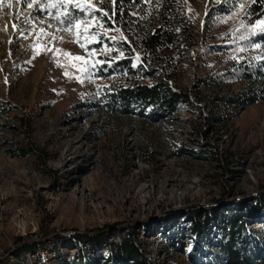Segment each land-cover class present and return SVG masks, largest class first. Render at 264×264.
Wrapping results in <instances>:
<instances>
[{
    "label": "rangeland",
    "instance_id": "obj_1",
    "mask_svg": "<svg viewBox=\"0 0 264 264\" xmlns=\"http://www.w3.org/2000/svg\"><path fill=\"white\" fill-rule=\"evenodd\" d=\"M94 1L0 0V264H80L82 252L91 264H124L111 261L105 246L81 247L73 236L102 229L116 241L128 223L153 244L155 264H216L226 206L264 186V101L231 119L237 109L218 99L244 87L228 77L239 66L264 62V43L244 46L228 35L247 23V0L229 15L219 10L232 0L192 6L200 35L210 26L216 37L208 43L229 48L200 58L192 49L195 60L176 83L192 90L198 78L225 80L197 106L162 115L105 107L97 53L89 50ZM75 4L84 16L73 14ZM16 143L31 145L27 157L6 152ZM221 153L231 156L228 163ZM195 207L203 220L214 210L199 241L185 215ZM244 235L264 246V218ZM19 237L39 247L20 252Z\"/></svg>",
    "mask_w": 264,
    "mask_h": 264
},
{
    "label": "trees",
    "instance_id": "obj_2",
    "mask_svg": "<svg viewBox=\"0 0 264 264\" xmlns=\"http://www.w3.org/2000/svg\"><path fill=\"white\" fill-rule=\"evenodd\" d=\"M197 1L98 0L89 4L88 20L93 21L90 36L94 39L89 50L97 53L95 76L101 81L100 91L106 108L114 112H125L132 107L151 110L157 115L174 114L182 105L197 106L205 92L225 80L214 76L198 78L193 82L192 90L176 83L185 65L195 60L192 49L199 51L200 58L206 52L229 48L208 43L216 37L210 26L205 30L204 37L200 35L201 28L191 11ZM240 1L232 0L231 5L220 8V13L229 15ZM245 3L247 23L238 21L239 28L236 27L233 34L228 32V35L244 46L264 43V0H247ZM76 5L72 9L73 14L84 16ZM256 23L260 25L255 29ZM237 70L238 73L228 77L243 83L244 87L237 94L218 96L223 105L239 109L228 115L231 119L239 111L264 101V62L256 66L243 64ZM2 108L6 109L3 105ZM21 123L25 129L28 128L23 119ZM30 147L16 143L6 152L13 157L25 158ZM219 157L224 164L231 158L227 153ZM243 196L226 206L229 207L226 218L228 231L225 240L219 244L221 254L216 264H264V246H258L244 235L251 221L264 218V186L253 195ZM250 199L254 202L247 208L245 202ZM200 211L195 207L186 210L185 214L191 223L190 234L197 241L205 234L211 211L214 210H205L206 220L202 219ZM121 228L124 234L116 241L111 240L109 232L102 229L78 233L73 239L81 247L105 246L111 261L117 263L155 264L150 250L153 244L139 238L137 223H128ZM14 247L29 254L39 246L30 237H19L14 240ZM198 253L199 250L192 255V259L197 258ZM82 255L78 257V262L91 264L85 252Z\"/></svg>",
    "mask_w": 264,
    "mask_h": 264
},
{
    "label": "built area",
    "instance_id": "obj_3",
    "mask_svg": "<svg viewBox=\"0 0 264 264\" xmlns=\"http://www.w3.org/2000/svg\"><path fill=\"white\" fill-rule=\"evenodd\" d=\"M235 109L239 110L238 108H235ZM222 155H223V154L221 153L220 156H222ZM225 155H226V154H224V156H225ZM218 156H219V154H218ZM218 158H219V157H218Z\"/></svg>",
    "mask_w": 264,
    "mask_h": 264
}]
</instances>
